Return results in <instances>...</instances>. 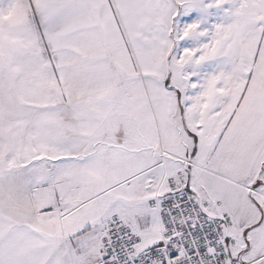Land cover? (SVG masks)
Segmentation results:
<instances>
[{
	"label": "snow or ice",
	"instance_id": "6c2138e0",
	"mask_svg": "<svg viewBox=\"0 0 264 264\" xmlns=\"http://www.w3.org/2000/svg\"><path fill=\"white\" fill-rule=\"evenodd\" d=\"M0 264H264V0H0Z\"/></svg>",
	"mask_w": 264,
	"mask_h": 264
}]
</instances>
